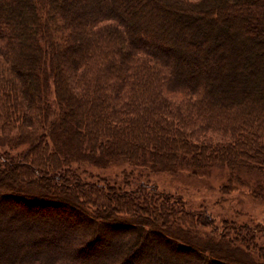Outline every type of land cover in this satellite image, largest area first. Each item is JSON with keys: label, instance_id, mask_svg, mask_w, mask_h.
Instances as JSON below:
<instances>
[{"label": "trees", "instance_id": "16d2710c", "mask_svg": "<svg viewBox=\"0 0 264 264\" xmlns=\"http://www.w3.org/2000/svg\"><path fill=\"white\" fill-rule=\"evenodd\" d=\"M0 132V264H264L253 228L75 168L264 171V0H0Z\"/></svg>", "mask_w": 264, "mask_h": 264}, {"label": "rangeland", "instance_id": "374dc122", "mask_svg": "<svg viewBox=\"0 0 264 264\" xmlns=\"http://www.w3.org/2000/svg\"><path fill=\"white\" fill-rule=\"evenodd\" d=\"M24 148H12L0 132V153H20ZM81 172H87L95 177H105L112 182L131 181L132 183L150 182L162 191L176 194L183 198L192 211H207L215 218L218 228L223 223H233L237 226L247 225L253 230L244 231L240 236L248 244V251L241 248L237 252L245 256L250 254L258 262H264V171L252 170L242 166L231 170L226 166L217 165L199 175L191 171L178 169L171 171H153L148 167L132 166L126 162L113 163L108 168H98L87 164H76ZM226 187V189H225ZM260 232H256V228ZM211 228H201L209 233ZM251 234H255L252 236ZM236 237V235H235ZM254 239V245L250 239ZM239 244V239H236ZM263 257H261V256ZM240 258V257H239ZM20 263H23L21 261Z\"/></svg>", "mask_w": 264, "mask_h": 264}]
</instances>
